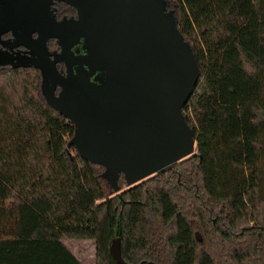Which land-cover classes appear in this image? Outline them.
<instances>
[{
    "label": "trees",
    "instance_id": "trees-1",
    "mask_svg": "<svg viewBox=\"0 0 264 264\" xmlns=\"http://www.w3.org/2000/svg\"><path fill=\"white\" fill-rule=\"evenodd\" d=\"M165 1L200 68L195 152L115 193L40 70L0 67V264H84L64 241L119 264L117 236L129 264H264V0Z\"/></svg>",
    "mask_w": 264,
    "mask_h": 264
},
{
    "label": "water",
    "instance_id": "water-1",
    "mask_svg": "<svg viewBox=\"0 0 264 264\" xmlns=\"http://www.w3.org/2000/svg\"><path fill=\"white\" fill-rule=\"evenodd\" d=\"M52 1L28 14L33 27L22 29L17 42L33 55L43 89L50 83L49 95L44 89L49 103L74 125L69 145L104 167L115 193L121 192V174L132 186L193 154L196 140L184 108L200 68L166 1L60 0L77 11L61 22L50 17ZM31 32L39 33L37 40ZM50 38L62 48L55 59L47 52ZM77 45L82 53L73 50ZM60 60L66 76L57 68ZM110 252L119 264H129L118 236Z\"/></svg>",
    "mask_w": 264,
    "mask_h": 264
},
{
    "label": "flooded vegetation",
    "instance_id": "flooded-vegetation-1",
    "mask_svg": "<svg viewBox=\"0 0 264 264\" xmlns=\"http://www.w3.org/2000/svg\"><path fill=\"white\" fill-rule=\"evenodd\" d=\"M45 0H0V67L6 66H35L32 60L33 55L24 47L21 43L20 35L21 30L23 33L33 27L30 13H37L35 9L44 7ZM49 14L52 19L57 22H61L65 19L76 18L77 11L74 7L60 0H53L50 5ZM45 25L48 21L44 20ZM37 25V24H36ZM19 36L17 37V35ZM39 37L38 32H31V39L37 40ZM24 41H28L27 36H23ZM47 52L52 59L55 56L60 57L62 52L61 45L56 38H50L47 41ZM74 51L83 50L80 45L73 48ZM58 70L64 76L67 75V66L63 61L56 63ZM50 83L44 84V89L50 94ZM43 92L45 93V90ZM61 87L57 86L55 89V95L59 96ZM46 94V93H45ZM47 97V96H46Z\"/></svg>",
    "mask_w": 264,
    "mask_h": 264
},
{
    "label": "rangeland",
    "instance_id": "rangeland-1",
    "mask_svg": "<svg viewBox=\"0 0 264 264\" xmlns=\"http://www.w3.org/2000/svg\"><path fill=\"white\" fill-rule=\"evenodd\" d=\"M197 233L198 236L196 235V238H200L202 241L201 232L197 230ZM64 244L82 263L96 264V247L94 241H64Z\"/></svg>",
    "mask_w": 264,
    "mask_h": 264
}]
</instances>
